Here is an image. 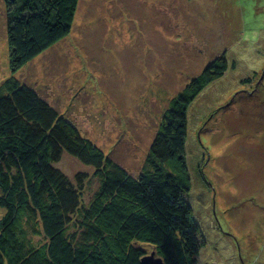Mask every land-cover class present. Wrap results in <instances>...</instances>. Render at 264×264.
Wrapping results in <instances>:
<instances>
[{
	"label": "rangeland",
	"instance_id": "1",
	"mask_svg": "<svg viewBox=\"0 0 264 264\" xmlns=\"http://www.w3.org/2000/svg\"><path fill=\"white\" fill-rule=\"evenodd\" d=\"M222 55L188 114L196 262L264 264V0H79L70 35L14 77L137 177L170 101ZM12 76L0 0V86ZM55 167L88 205L93 168L68 154Z\"/></svg>",
	"mask_w": 264,
	"mask_h": 264
},
{
	"label": "trees",
	"instance_id": "2",
	"mask_svg": "<svg viewBox=\"0 0 264 264\" xmlns=\"http://www.w3.org/2000/svg\"><path fill=\"white\" fill-rule=\"evenodd\" d=\"M4 2L13 76L0 86V264H142L148 252L164 264H197L205 241L188 198V114L227 71L225 55L170 101L133 177L14 77L70 35L79 0ZM63 154L99 179L88 205L55 167Z\"/></svg>",
	"mask_w": 264,
	"mask_h": 264
},
{
	"label": "water",
	"instance_id": "3",
	"mask_svg": "<svg viewBox=\"0 0 264 264\" xmlns=\"http://www.w3.org/2000/svg\"><path fill=\"white\" fill-rule=\"evenodd\" d=\"M142 264H164V262L156 256V253L151 252V255L142 259Z\"/></svg>",
	"mask_w": 264,
	"mask_h": 264
}]
</instances>
